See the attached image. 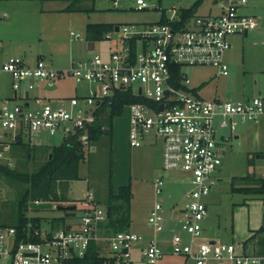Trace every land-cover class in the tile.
Masks as SVG:
<instances>
[{
	"label": "built area",
	"instance_id": "2783aa9c",
	"mask_svg": "<svg viewBox=\"0 0 264 264\" xmlns=\"http://www.w3.org/2000/svg\"><path fill=\"white\" fill-rule=\"evenodd\" d=\"M135 2L137 10L155 6L148 0ZM217 2L220 15L195 17L193 29L187 27L192 18L184 20L176 9L166 23L160 20L116 26L118 30L115 27L105 35L111 43L106 59L93 53L89 59L73 61L68 69L61 70L42 58L34 64L20 57L9 58L2 71L13 79V98L23 102L14 107L0 106V159L18 143L19 136L42 132L50 136L63 133L65 138L79 132L88 152L91 128L100 122V130L106 132L109 108L120 92H127L136 99L124 107L130 111V145L142 147L151 134L161 138L163 169L185 174L192 184L179 220L189 237L176 233L170 240L172 253L194 264H262L261 257L240 254L232 243L203 240L209 215L206 197L219 182L222 165L217 152V123L234 133L239 122H258L264 116L261 94L241 101L206 100L188 86L185 67H212L216 76H228L230 37L246 36L260 28L257 17L239 12L248 0ZM114 5L118 7V0ZM65 77H72L78 84L87 83L88 94L53 103L34 93L39 85ZM221 140L227 141L225 136ZM164 186L163 178L154 182L156 200L147 222L154 235L149 240L129 230L106 234L108 212L88 194L75 227L41 229L29 223L21 233L14 226L0 225V264H70L84 258L90 245L100 241L111 247L106 264H135L133 250L145 242V248L141 247L142 264H158L166 254L157 240L167 220L159 199Z\"/></svg>",
	"mask_w": 264,
	"mask_h": 264
},
{
	"label": "rangeland",
	"instance_id": "374dc122",
	"mask_svg": "<svg viewBox=\"0 0 264 264\" xmlns=\"http://www.w3.org/2000/svg\"><path fill=\"white\" fill-rule=\"evenodd\" d=\"M115 1L0 0V45L6 46L5 52L0 56L7 53V57H20L32 63L42 58L57 69H68L73 61L87 60L93 53L101 54L106 59L111 45L108 39L97 41L95 52L88 49L89 24L123 26L158 23L163 17L170 18L173 9L180 14L184 9L191 8L197 0H148L155 6L146 10H137L135 0H118V7L114 5ZM218 7L217 0H203L195 8L191 24L187 27L195 28V17L218 16L215 14ZM257 17L261 23L260 28L248 36L236 34L229 39L231 49L226 54L228 76L218 77L216 69L206 66H189L183 69L190 81L189 88L195 89L199 97L206 100L241 101L260 95V91L264 96V20ZM72 33L80 39H76ZM2 66L0 64V70ZM0 91L4 94L0 106L22 105L23 100L13 98L11 75L2 71ZM88 92L87 83L78 84L72 77H65L44 83L39 94L43 101L57 103L68 96H86ZM109 119L105 123L108 130L111 129L110 133L100 134L91 143L86 159L79 168L81 179L70 183L68 191L65 192L77 206L76 216L66 217L63 211L57 209L59 204L54 203L52 209L30 208L26 211V217L30 220L39 218L41 229H50L52 221L60 217L64 219L55 223L56 227L63 229L68 225L74 226L82 215L84 200L88 194H92L105 210L112 205L115 207L118 202L116 200H119L124 215L122 218H127L125 227L145 235V240H149L153 231L147 225L148 215L156 200L153 184L158 178H163L165 186L159 199L167 220L164 230L157 235V240L166 254L158 264H194L185 256L173 254V247L169 245L176 233H181L185 239L189 237L181 229L179 220L180 211L187 203L186 195L192 189L190 178L181 172L163 169V144L156 135L147 136L142 147L134 148L130 145L131 123L128 108H124L112 122ZM255 124L256 122H239L237 130L232 133L229 128L220 127L217 123V152L222 158V165L218 173L219 182L206 197L209 216L204 222L207 230L204 241L215 239L218 243H232L237 249H243V243L250 241L252 236L249 232L250 224L264 215V198L256 194V187L264 183V156H260L264 147V133L256 132ZM222 136L227 141H222ZM64 140L63 133L54 136L46 132L25 134L22 144L12 145L0 159V163L19 171L35 172L46 162L48 147L59 146ZM34 147L38 149L35 155L31 152L32 157H27L28 148ZM128 184H131L133 200L128 203L118 198H110L111 192L117 195L119 189ZM243 187L252 189L249 192L234 190ZM22 189L24 186L0 173L1 225L17 224L18 201ZM232 236L237 237L235 241ZM99 244L101 254L108 256L111 253L110 244ZM145 246L146 242L141 245L142 248ZM133 254L135 259L142 256L138 249Z\"/></svg>",
	"mask_w": 264,
	"mask_h": 264
},
{
	"label": "trees",
	"instance_id": "16d2710c",
	"mask_svg": "<svg viewBox=\"0 0 264 264\" xmlns=\"http://www.w3.org/2000/svg\"><path fill=\"white\" fill-rule=\"evenodd\" d=\"M203 0H197L191 8L184 9L182 15L184 20L193 17V12L195 8ZM167 18L163 17L160 23H166ZM115 25L108 23H94L88 25V42L90 41H102L105 35L115 29ZM136 99L127 92H120L114 99L113 104L109 108L110 116L109 120L112 122L115 116L120 115L127 103L134 102ZM107 108L103 109L105 112ZM101 123L93 126L90 130V142L96 141L100 134H103L100 130ZM111 126V125H110ZM107 130L105 133H110ZM17 144H22L19 141ZM29 153L27 157H30L31 152L34 151V155L38 150L36 147L28 148ZM46 162L35 172L29 173L24 171H19L11 168L8 165L0 163V173L6 176L8 179L14 183L24 186L21 191V195L18 201L19 208V219L16 227L19 232L24 233V229L27 228L28 224L31 223L35 227L40 226L39 218L29 219L26 217V211L30 209L29 204L31 202H45V203H57L62 205H67L66 203L73 201L68 196L66 191L69 189L70 183L80 180L79 168L81 163H83L87 156V151H85L81 140L80 133H76L70 137L65 138L64 142L59 146L48 147ZM260 154V156H264ZM264 188V183L261 185V190ZM252 188H235L236 191L249 192ZM110 198H118L126 202L132 200V190L131 185L123 186L119 189L118 194L114 195L110 193ZM119 200H116V202ZM122 206L115 204L110 207V230L112 232H119L128 230L125 227V220L122 218ZM129 217V214H128ZM64 217L54 219L53 224L62 221ZM1 225V224H0ZM4 226V225H3ZM22 237H25L22 236ZM108 258L101 254V247L97 243H92L87 251L84 258H78L72 260L70 264H106Z\"/></svg>",
	"mask_w": 264,
	"mask_h": 264
},
{
	"label": "crops",
	"instance_id": "0c3cea01",
	"mask_svg": "<svg viewBox=\"0 0 264 264\" xmlns=\"http://www.w3.org/2000/svg\"><path fill=\"white\" fill-rule=\"evenodd\" d=\"M219 8V10H218V12H216L215 14H217V15H220V13H221V9H220V7H218ZM239 12H240V14L241 15H247V16H254V17H257V16H260L261 18H263V20H264V0H248V3L245 5V6H243V7H241L240 8V10H239ZM211 14H213V12L211 11L210 12ZM258 18V17H257ZM250 34V33H249ZM246 36H248V35H246ZM236 37V36H235ZM5 47L6 46H4V44H1L0 45V54H3L4 52H5ZM9 58H11V57H7V53L5 54V55H1L0 56V64H4ZM38 59H40V58H38ZM37 59V60H38ZM26 60V59H25ZM28 62H30L29 60H27ZM36 61H34L33 63L32 62H30L31 64H34ZM59 69H61V68H59ZM62 70V69H61ZM2 71V69L0 70V72ZM3 72V71H2ZM3 73H5V72H3ZM8 74V73H7ZM10 75V74H9ZM42 85L43 84H41V85H39V87L38 88H36V90H35V94L36 95H38V96H40V94L39 93H41V91H42ZM13 92H14V90H13ZM259 94H262V91H260L259 92ZM2 96H4V94L0 91V100H1V98H2ZM14 96V95H13ZM72 97H74V96H72ZM65 98H70V96H68V97H65ZM255 126H256V128H255V130H257L256 132H261V133H264V117L261 119V120H259L258 122H256V124H255ZM23 140V138L22 137H20L19 138V141H22ZM18 141V142H19ZM15 144H17V143H15ZM14 145V144H13ZM145 147V146H144ZM31 149V148H30ZM143 149H146L147 150V148H143ZM264 147L262 148V150L260 151L261 153H264ZM32 152H34V151H32ZM260 153V154H261ZM30 157H32V155L30 154ZM29 157V158H30ZM264 178V177H263ZM129 185V184H128ZM131 185V184H130ZM154 185V184H153ZM261 188V185H259V186H257L256 187V194H257V196H261L262 198H264V188H263V190H261L260 188ZM259 188V189H258ZM95 197V196H94ZM95 199H96V197H95ZM72 200V199H71ZM132 200H133V197H132ZM96 202L100 205V203L97 201V199H96ZM54 203H52V205H53ZM67 205H72V204H74V205H76L73 201H70V202H68V203H66ZM117 204V206L118 205H120L119 204V202H117L116 203ZM54 206V205H53ZM153 207V206H152ZM152 209V208H151ZM83 211V210H82ZM107 212H108V222L105 224V228H104V232L107 234V233H114V232H112L111 230H110V224H109V222H110V207L108 208V210H107ZM76 213V212H75ZM209 216V215H208ZM208 218V217H207ZM206 218V219H207ZM52 224V227H54V228H59V227H56L57 225L56 224H53V223H51ZM77 224V223H76ZM76 224L73 226V225H68L67 227H70V226H73V227H75L76 226ZM129 230V229H128ZM130 231V230H129ZM207 230L205 229V232H206ZM152 232V231H151ZM249 232H250V234L252 235L251 236V238H250V241H246V242H244L243 243V249H241V248H236L238 251V253H240L241 251L243 252H241L240 254H246V255H253V256H259V257H261L262 258V264H264V215H263V217L262 218H260V219H257V220H253L252 221V223L250 224V226H249ZM139 234V233H138ZM152 234H153V232H152ZM141 235H143V234H141ZM154 235V234H153ZM152 235V236H153ZM205 235V234H204ZM144 237H145V235H143ZM203 238H204V236H203ZM232 238V240H234L235 241V238H237L236 236H235V238L232 236L231 237ZM238 240H240V238L238 237ZM211 242H216L215 241V239H213V240H210ZM100 242H104V241H100ZM100 242H98L97 243V245L98 246H100ZM170 245V244H169ZM138 249V253L140 254V251H141V246L140 247H138V248H136L135 250H137ZM135 250H133V252L135 251ZM140 250V251H139ZM133 258H134V254H133ZM134 262H135V264H142V262H141V256H139L137 259H135L134 258Z\"/></svg>",
	"mask_w": 264,
	"mask_h": 264
},
{
	"label": "water",
	"instance_id": "95a60500",
	"mask_svg": "<svg viewBox=\"0 0 264 264\" xmlns=\"http://www.w3.org/2000/svg\"><path fill=\"white\" fill-rule=\"evenodd\" d=\"M116 30H118V27H116ZM95 41H90L88 42V49L89 50H94L95 48ZM161 109L163 108V106L161 105L160 107ZM21 136H19L20 138ZM29 207L31 209H35V210H41V209H52L53 208V205L52 203H45V202H31L29 204ZM57 209L60 210V211H63L65 213V216L66 217H75L76 216V209H77V206L72 204V205H58L57 206Z\"/></svg>",
	"mask_w": 264,
	"mask_h": 264
}]
</instances>
